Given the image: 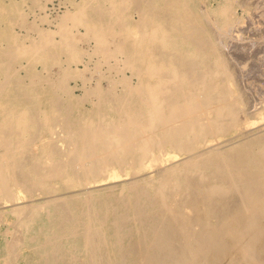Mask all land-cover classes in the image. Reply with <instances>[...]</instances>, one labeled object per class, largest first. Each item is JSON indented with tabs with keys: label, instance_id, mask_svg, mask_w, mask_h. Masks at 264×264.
<instances>
[{
	"label": "bare ground",
	"instance_id": "bare-ground-1",
	"mask_svg": "<svg viewBox=\"0 0 264 264\" xmlns=\"http://www.w3.org/2000/svg\"><path fill=\"white\" fill-rule=\"evenodd\" d=\"M51 1L0 0V264H264L238 0Z\"/></svg>",
	"mask_w": 264,
	"mask_h": 264
},
{
	"label": "rangeland",
	"instance_id": "rangeland-1",
	"mask_svg": "<svg viewBox=\"0 0 264 264\" xmlns=\"http://www.w3.org/2000/svg\"><path fill=\"white\" fill-rule=\"evenodd\" d=\"M65 1L66 0H52L51 2H47L46 4L48 12H46L49 13L52 18H54L56 14H60L62 11H64L63 9H65L66 6L61 5V3H64ZM219 1L221 0H206V5L209 8H214ZM238 2V7H235L234 9L235 22L230 25L224 33H217L213 30V35L214 40L216 43H218L222 54L224 55V57H226L225 59L227 61L228 70L231 76H233V83L235 81L237 86H234L235 90L236 92L238 91L239 93H241H238V96L240 95L241 98L243 97L242 99H240L242 100L244 113L246 111L245 114L247 116H252L260 110V107L262 105H264V0H238ZM199 6L202 7L201 4H199ZM28 9V6L24 7L25 12L28 14V24H30L31 22H36L35 24H38V27H48L47 23L41 22L40 19H35V17L33 16L34 13H38L37 9H29V12ZM33 18L35 21L33 20ZM236 21L238 23H236ZM234 24L237 27H234ZM17 27L15 31H17L19 35H23L25 34L24 32L28 31V34L36 36L35 32H33L31 29ZM51 29L53 30L54 28L51 27ZM81 32L83 33L84 31L81 30ZM234 32L235 35L237 34V36L234 35ZM227 33H229V35ZM223 51H226L228 54ZM23 64L24 66H26L25 62ZM37 68L38 70H40L39 66ZM55 69H57L56 66H53L51 72L56 71ZM104 83L105 81L103 82V85L105 86L106 83ZM70 85H73V82H70ZM76 94L79 95L80 91L77 90ZM259 99L262 101H260ZM248 113L250 114L248 115ZM263 125L264 121L261 122L258 120L256 125H254L253 127H264Z\"/></svg>",
	"mask_w": 264,
	"mask_h": 264
}]
</instances>
